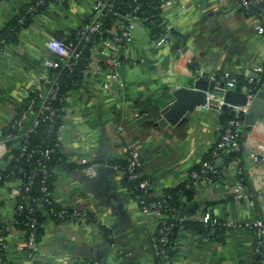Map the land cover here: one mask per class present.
<instances>
[{"label": "crops", "instance_id": "crops-1", "mask_svg": "<svg viewBox=\"0 0 264 264\" xmlns=\"http://www.w3.org/2000/svg\"><path fill=\"white\" fill-rule=\"evenodd\" d=\"M237 1L195 0L162 8V30L172 39L157 47V37L147 27L137 26L131 42L119 53L117 80L109 85L104 72L94 66L104 58L91 51L92 65L78 89L69 93L63 111L58 142L64 160L52 168V200L71 217L56 222L44 216L36 252L29 260L25 233L16 222V184H4L0 225L5 228L7 264H153L150 239L158 219L140 210L117 163L125 160L129 146H135L150 194L156 198L187 180L215 145L218 118L207 107L193 108L179 127L159 128L154 123L173 103L172 92L191 87L197 71L207 74L208 81L214 76L216 85L226 72L245 80L256 77L252 69L263 62L264 38L254 30L256 19L244 13ZM29 2L0 0V36ZM94 2L53 0L16 32L15 44L0 55V139L26 92L35 90L34 81L50 75L43 66L46 59H53L45 47L47 38L70 41L92 16ZM7 151L0 140V162ZM251 153L257 155L256 162L249 161ZM241 155L243 169L238 160L214 169L219 157L212 169L220 179L215 184L196 182L191 204L196 209L182 211L180 217V211L176 214L171 253L162 264L255 263L251 230L223 227L222 232L203 235L196 227L206 212L221 224L264 219V109L242 144ZM88 166L95 168L94 177L86 175ZM238 170L247 178L242 200L231 191ZM179 221L189 226L177 225Z\"/></svg>", "mask_w": 264, "mask_h": 264}, {"label": "trees", "instance_id": "trees-1", "mask_svg": "<svg viewBox=\"0 0 264 264\" xmlns=\"http://www.w3.org/2000/svg\"><path fill=\"white\" fill-rule=\"evenodd\" d=\"M38 0H30V2L21 10L20 14L16 17L14 21L6 25L0 36V48H8L15 44V34L16 32L24 26H27L32 17L43 11L49 3L53 0H42L41 5H36ZM162 1L163 0H152L147 2L146 0L139 1V8L136 15L140 18L146 19V27L150 30L151 35L158 37L164 34L162 30ZM250 2V0H247ZM130 0H115L113 3L112 10L106 12L101 18V26L99 28V33L92 34L89 36V41L83 42L78 39V33L68 41L73 45L78 47L80 51L79 59L76 61L72 69H67L63 66L58 70L52 71L50 74L56 78L58 85L57 95L54 100L50 101V107L54 111L52 120L45 119L43 116L37 115L38 110L42 104V100L38 98V94H45L50 85H46L44 90L40 92L30 93L24 100L21 107L16 111L14 119L9 122L5 128L2 139H0L7 146V155L0 162V187L4 186L6 183H14L18 185L19 196L16 198V205H22L24 207L23 211L16 212V222L22 228L27 235L29 231L28 218L32 217L36 221V238L42 233V221L44 216H48L55 220L56 222H62L59 220L55 213L60 211L62 208L58 207L52 200V190L54 185V176L52 175V168L63 163V156L60 153V149L56 147L58 142V134L60 128L63 125V111L66 106L65 97L69 96V93L73 90L78 89L80 82L82 80L83 73L87 70L89 63L91 61V49L99 44L102 40L110 38L112 36L111 31L115 27L118 20L123 19L126 15L131 12ZM32 8L31 12H28L29 8ZM263 9L262 4L249 5V10L246 12H257ZM241 10L245 13L244 9ZM116 13V14H115ZM247 14V13H246ZM95 18V12L89 18L87 23L82 29H86ZM80 30V31H81ZM101 68H105V59L99 61ZM237 77V84L235 90L240 91L241 88L249 89L252 93H258L264 84V75L259 77V83L249 84L248 80H245L242 76L235 75ZM218 80V78H216ZM220 85H223L221 82ZM34 99L32 108L27 112L26 118L21 122L20 126H17V122L21 119L23 112L26 110L27 105L30 100ZM227 112L221 113L218 117V124L221 130L226 127L227 122L230 120ZM34 120H38L37 126L32 132L27 133V130L31 127ZM11 134L12 138L6 139V135ZM239 143L242 145V135L239 137ZM216 144V143H215ZM25 146V152L21 153L22 147ZM215 145L209 149L207 155L203 158V161L194 167L191 174H197L196 179H192L189 175L188 179L179 185L167 189L164 195L161 197L153 198L150 194L149 188H141L140 184L144 181L149 183V180L142 174L139 178L129 179L127 173H125L127 162L125 160L118 162L120 170L123 173V184L129 190L135 201H142L145 206L155 205L157 203H162L161 212L164 215L163 223L165 226L169 227L167 231V241L161 247L163 254L160 256H153V264H162L163 260L170 255V248L172 247L173 238L172 230L175 226V216L179 211H184V209L191 205L194 201L195 187L197 181H206L210 179L213 183H216L220 179V174L217 170L209 173H201V166L204 162H213L212 152ZM46 150H52L48 157H43V153ZM242 151L230 155L233 161H241L240 167H242ZM47 168L46 173H42V167ZM68 168H73L69 166ZM140 172V170H139ZM237 182H240L243 186L247 184V178L244 175V171L236 175ZM46 187L47 193L41 192V188ZM27 188V190L25 189ZM47 197L49 203L44 201ZM28 208L33 210L32 214H28ZM53 210L52 214L48 211ZM67 219L71 216L68 210H66ZM182 224L188 227V224L178 222L177 225ZM196 225V223L194 224ZM197 229L203 235L207 234V230L202 227V225H196ZM223 227L216 228L214 232H222ZM0 236L5 237V228L0 225ZM153 237L157 240L159 238L158 230L156 229ZM1 264H7L6 256H4L3 250L0 249ZM254 264H259L264 262V248L260 253L254 254ZM93 262L85 263L92 264Z\"/></svg>", "mask_w": 264, "mask_h": 264}, {"label": "built area", "instance_id": "built-area-1", "mask_svg": "<svg viewBox=\"0 0 264 264\" xmlns=\"http://www.w3.org/2000/svg\"><path fill=\"white\" fill-rule=\"evenodd\" d=\"M115 0H95L94 2V12H95V18L92 20L91 24L85 29H82L78 33V39L80 41L86 42L89 41V36L92 34L99 33V28L101 26V18L102 16L112 10L113 3ZM139 1L140 0H130V8L131 12L126 15L123 19L118 20L115 27L112 29L111 34L112 36L110 38H106L102 40L99 44L95 45L91 51H96L100 57H103L105 59V65L106 67L104 69L101 68L98 62L94 63L95 70L96 71H103L106 78V83L109 85L111 82L117 80L118 74L117 70L121 65V61L119 58V53L121 50L125 49V47L131 42V39L133 37L134 30L137 26L140 27H146V19L140 18L136 15V12L139 8ZM195 0H163L162 1V8H167L172 6L173 4L177 3L179 6H182V3L185 2H193ZM238 5L244 9L245 13H249L251 17H254L256 19V24L254 26V30L256 34L260 37L264 38V0H250L248 2L247 0H238ZM42 0L36 1V5H41ZM257 5L262 4L263 9L257 12H246L249 10V5ZM32 8L30 7L28 9V12H31ZM116 14V13H115ZM167 41V37L164 34H161L157 37L155 41V45L157 47L163 45ZM46 50L53 56V59H46L43 62L44 68H46L50 73L52 71L58 70L61 68V66L72 69V67L75 65L76 61L79 59L80 51L78 50V47L76 45H73L70 42L63 41L56 37H48L45 42ZM7 48L3 49L0 48V55L3 54ZM92 59V58H91ZM89 65H92L91 61ZM252 73L256 75L255 78L248 79V83H259V77L264 75V59L263 62L253 67ZM197 79L199 78H207V74L197 71L196 72ZM209 79L211 81H215L214 76L210 75ZM221 82L223 85H216L215 84V91L220 93H225L228 90L235 91V87L237 84V77L229 72L223 73L220 77ZM43 78L36 79L34 81L35 90L31 92H26V95L28 96L30 93L34 92H40L44 90L46 85H50V87L47 89L45 94H38V98L42 100V104L40 106V109L38 110L37 115L43 116L45 113L48 115H45V119L52 120V116L54 115V111L50 107V101L54 100L57 91H58V85L56 82V78H54L51 74L49 77L44 79ZM44 82V83H43ZM257 93H252L249 89L246 90V102L242 106H235L232 107V111L234 112L233 118H231L227 124L226 127L221 130L220 127L218 128V131L220 132L218 136V140L215 144L214 150L212 152V158L213 160H216L217 158L221 156H230L235 153H239L242 151V145L239 143V137L241 133H239L238 130H242L244 127V119L248 112L249 106L253 99L255 98ZM27 98V97H26ZM69 97H65V101L67 102ZM207 108L211 109L215 116L218 118L219 115L222 113L220 108L222 105L221 101H217V98L213 94L207 95ZM209 101H211L209 103ZM215 102L214 104H212ZM34 103V99L30 100L29 104L27 105L26 110L23 112L21 119L17 122V126L21 125V122L26 118L27 112L32 108ZM38 120H34L31 127L27 130V133H30L33 131V129L37 126ZM6 139L12 138L11 134L6 135ZM56 147L59 149V144L56 145ZM26 147L23 146L21 149V153L25 152ZM52 152V150H46L43 153V157H48L49 153ZM249 161L256 162L257 161V155L254 153H251L249 155ZM126 170L125 173H127L129 179H136L139 178L142 175V164L139 156V151L135 146H129L127 148V156H126ZM83 164H85L83 162ZM47 168L45 166L42 167V173H46ZM140 170V172H139ZM122 171V170H121ZM212 169V163L211 162H204L201 166V173H209L213 172ZM85 173L88 177H94L96 174L95 168L93 166H88L85 169ZM241 170L237 171V174H240ZM192 179L197 178V174L193 173L190 176ZM206 182L209 184H215L210 179L206 178ZM16 184V189L14 193L19 196V190L18 185ZM150 184L147 181H144L140 184L141 188H149ZM27 190V188H25ZM232 193L235 195L236 199L242 200L245 197L244 194V187L240 182L235 183L231 187ZM41 192L46 194L47 190L46 187L41 188ZM44 201L49 203L47 197L44 198ZM137 204L140 207V210L146 214V215H155L157 217V226L156 229L158 230L159 238L156 240L154 237H151V250L152 255L154 256H160L163 254V251L161 250V247L163 244L167 241V231L169 227L165 226L163 223L164 215L161 212L162 203H157L155 205H150V207L145 206L142 201H136ZM24 207L22 205L17 206V209L15 211H23ZM33 210L31 208H28V214H32ZM49 214L53 213V210L50 209L48 211ZM57 218L61 220L62 222H67L69 220L67 219V213L65 209H61L57 213H55ZM200 224L204 229L207 230V233L214 232L216 228L220 227H232V228H243L247 230H251L253 232V235L255 237V244L253 247V254L260 253L261 250L264 248V219H257L253 221L252 223L247 224H235L233 222L228 223H222L212 219L211 215L206 212L204 213L200 218ZM36 221L34 218L29 217L28 218V226L29 231L27 232V235L25 236V246H24V252L29 260H32L34 257V254L36 252ZM5 237L0 236V249L3 250L4 256H6L5 252ZM92 264H103L100 261H94Z\"/></svg>", "mask_w": 264, "mask_h": 264}, {"label": "water", "instance_id": "water-1", "mask_svg": "<svg viewBox=\"0 0 264 264\" xmlns=\"http://www.w3.org/2000/svg\"><path fill=\"white\" fill-rule=\"evenodd\" d=\"M168 39H172L171 35H167ZM215 82L208 81L205 78H199L193 81L191 87H178L172 92L174 99L173 103L163 112L159 114V120L154 123V127L164 128L166 126L179 127L187 122L186 115L191 112L193 108H205L207 107V95L213 94L217 101H221V112H227L229 118H233L234 112L232 107L242 106L246 102L245 93L228 90L225 93L215 91ZM211 101H209L210 103ZM213 102L212 104H214ZM264 109V84L259 92L251 102L248 112L244 119V127L242 130H238L242 135V144L245 143L249 133L259 120L262 111ZM232 157L224 158L221 156L214 166V169L219 165L232 163ZM219 164V165H218ZM196 209L195 205L187 207L184 212L186 214L191 213ZM182 210L178 213L177 217H180Z\"/></svg>", "mask_w": 264, "mask_h": 264}]
</instances>
